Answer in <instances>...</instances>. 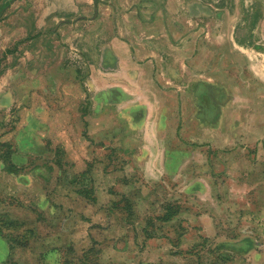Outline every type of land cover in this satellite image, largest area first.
I'll return each instance as SVG.
<instances>
[{
    "label": "crops",
    "instance_id": "0c3cea01",
    "mask_svg": "<svg viewBox=\"0 0 264 264\" xmlns=\"http://www.w3.org/2000/svg\"><path fill=\"white\" fill-rule=\"evenodd\" d=\"M84 1L94 12L81 18L85 22L91 17L93 30H84L85 23L69 30L84 47L73 45L67 32L53 31L52 44L31 52L33 62L39 59V68L46 66L49 73L32 68L30 80L20 75L0 90L1 117L22 121L29 115L14 144L7 131L0 132V186L5 189L4 179L10 182L7 193L0 195V214H12L9 225L17 228L11 230L0 219V236L10 246L3 264H78L91 249L98 250L99 264H129L133 253L134 264L160 263L166 252L160 248L163 242L149 239V218L135 214L133 192H105L95 186L96 168L103 165L105 180L116 189L120 183L132 186L136 178L144 179L142 170L146 181L161 188L178 182L172 189L175 197L204 188L217 195L230 184L236 168L243 173L245 188L256 194L264 187V0ZM65 54L67 60L83 63L80 67L89 66L88 81L68 70ZM172 71L188 82L177 81ZM86 87L96 103H91L93 113L110 109L106 120L111 126L99 131L107 133L108 143L94 134L90 113L76 110L87 97ZM130 107L132 112L120 115ZM76 118L84 124L89 145L68 165V147L46 137H52L48 131L70 136ZM187 120L185 132H195L191 138L179 134ZM44 130L47 136L41 142L32 139L31 134L34 138ZM110 132H123L124 138L111 139ZM115 147L134 153L123 158ZM104 148L107 159L96 158V151ZM24 150L29 151L27 158ZM24 164L29 168L23 171ZM67 165L79 169L80 184L74 190ZM196 182L201 184L193 186ZM134 218L140 225L136 232ZM119 228L124 234H117ZM128 231L134 235L127 236ZM23 233L28 235L24 239Z\"/></svg>",
    "mask_w": 264,
    "mask_h": 264
},
{
    "label": "rangeland",
    "instance_id": "374dc122",
    "mask_svg": "<svg viewBox=\"0 0 264 264\" xmlns=\"http://www.w3.org/2000/svg\"><path fill=\"white\" fill-rule=\"evenodd\" d=\"M63 2L64 0H0V90L7 87L8 80L14 81L15 79H20V75L23 81L26 82V79L30 80L32 68H36L37 71L42 73H49L50 69L46 66L41 69L39 68V65L42 66L39 59H35L34 57L38 64L33 62L31 52L38 51L42 46L52 44L51 40L54 39L52 37L53 31H59L61 29L67 32V36L71 38L70 42L73 43V45L84 47V43H81L78 39H75L74 36H71L73 32L69 30H78L81 28V24L85 23L87 26H84L83 29L88 31V33L92 31L94 28L93 23L88 22L91 17L84 22L81 16H85V14H87V16L92 15L94 7H86V1L84 0H67L68 3L65 4H63ZM55 17L58 18V21L54 20ZM38 24H40V26H37ZM91 37L92 36L88 34L87 38ZM59 39L62 43V38L60 37ZM64 44L69 47L67 43ZM85 44L88 46L89 41H85ZM26 52L30 54L27 55ZM43 54L44 55L41 57L46 56L45 53ZM23 57L26 58L20 60ZM67 58L65 54L63 64L66 63L64 65L68 70L70 71L71 67L72 72L77 71L79 76H82V81H88L90 72L89 66L87 65V68L80 67L79 64L83 65V63H79L78 61L74 62L73 59L67 60ZM70 62L72 64L71 66H69ZM7 71H10V74L2 80L7 74ZM171 75H174L173 71ZM174 78L182 83L188 82V79L182 76H175ZM86 89L87 97L86 99L84 97L83 102H78V108H76V110H78L81 115L84 112L90 113V119L95 124V130H93L95 131L94 134H99L100 138H98V140L102 139L101 141L105 144L109 136L106 132L99 133V131L101 127L110 128L109 126H111V123L108 119L106 120V116L111 113L110 109L108 110L106 107H101L99 113H93L91 103H93L94 106L96 103L93 99H89L91 91L88 90V87H86ZM6 102L8 104L9 101L6 100ZM251 104H253V102H251ZM121 111L123 112L120 113V115H124L127 111L132 112L133 109L130 107ZM159 112H161V110ZM30 113L31 112H29V114ZM28 116L27 113L22 118L23 120L21 119L22 121H18L17 117L0 116V132L1 130L2 132L7 131L5 135H10V141L14 144L16 142V131H18L19 126L26 124L24 119H27ZM187 116L190 118V110ZM122 120L123 118H121V120L118 119V128L121 129L123 127L121 126ZM188 121L189 120L186 122L184 121V125L181 127L179 134L181 133L183 136L191 138L190 135H195V132H185ZM75 122L76 125L70 128L72 131L70 136L63 134V137H61V133L54 134L48 131L50 132L49 136H52L48 138L44 130L43 133H39L40 135L34 138L31 134V137L34 141L38 139V142H41V140H39L41 139L40 137H46L47 141L50 139L54 144L56 142L65 144L66 147H68V151L66 152L69 153V159L67 160H69L68 165H70L74 156H81L85 153L84 149L86 146L88 147L89 145L88 139L84 140L86 136L83 134V122H80L77 118ZM13 125L15 131L12 129ZM51 127L52 126L49 128L51 129ZM169 130L173 131V129L170 128ZM199 130L200 126L198 132ZM110 134L111 139L117 137L119 141H122L124 138L123 132H110ZM168 136H172L171 133H169ZM24 137L26 138V136ZM140 139V137H136L135 140ZM186 143L188 144V141ZM117 147H115V149L118 155L123 158H127L129 155L132 156L134 153L130 154L124 147ZM189 149L190 147L187 148V150ZM107 152L105 148L102 149V151L97 150L94 156L100 160L107 159ZM28 154L29 151L27 152L24 150L22 155L27 158L26 155ZM88 155L92 156L91 151H88ZM128 164H125V170L130 169ZM68 165V176L71 180L74 179L70 181V187L74 190L75 188H79L80 184L79 169L72 165ZM23 166H25V164ZM104 167L105 165L96 168L97 172L95 173V177H97V182L95 186H97L99 190L105 192L106 190H117L119 192L131 191L133 195L137 197L134 205L135 211H137L135 214L140 218H149V226L153 235L149 239L159 238L163 242L160 248L166 251L161 255V262L157 264H264V187L256 194H254L253 190L250 191V189L245 188V180H242L243 177L241 178V176H243V173H241L242 171L237 168L232 170L230 173L232 177L230 181L231 185L228 183L227 187H221L217 195V192L204 188L202 190L199 189V191L196 189L195 191L192 190L194 194L190 190L189 194L185 192L181 196L175 197L171 194L172 189H174L175 186L177 187L178 182L169 181L168 188L165 184H163L164 188H161L158 182L146 181L149 177L145 174L143 175L142 173H144V171L142 170L138 171L142 172L141 177L143 176L145 180L136 178L135 185L130 186V183H120L117 185V189L113 186L110 187L109 183L105 180L107 175L103 172ZM28 168L27 166L23 167V171ZM9 183L7 179H4L2 185L6 186L5 189L3 188L4 186H0V195L7 193V189L10 185ZM253 183L254 181H251L249 184ZM185 184L182 187L183 190H185ZM196 184L200 185L201 183L196 182L193 186ZM240 184L241 188L237 189L235 185ZM153 192H159V195H155ZM106 199L107 198L102 197V201ZM174 203L175 205L173 206L178 205L181 211L178 212L174 219L172 218V221L161 220L160 218L165 214L167 206H171V204ZM82 206L83 204H79L78 208ZM179 207L175 208V211L178 210ZM2 209H4L3 206H0V210ZM123 215L125 214H121V217L124 218ZM5 217L4 214H0V219L2 218L6 221L3 224H6L11 230H17L13 224L9 225L12 214L9 215V218ZM134 221L133 230L136 232L139 230L138 228L140 225L136 224L139 222L137 218H134ZM83 230L87 232L86 228ZM22 232H25V230H22ZM117 234H124V230L120 228L117 229ZM22 235H24L23 239L28 236L26 233ZM126 235L132 237L134 234L128 231ZM18 238L22 239L21 236ZM135 250L133 252H135L136 256L137 253ZM9 254L10 246L7 240L0 236V264H3L8 259ZM129 256L128 259L131 261L129 264H134L132 263V259H135L134 253L132 255L129 254ZM75 259L76 257L73 256L72 263H75ZM44 264H47L45 260ZM48 264H56V262L52 263L49 261Z\"/></svg>",
    "mask_w": 264,
    "mask_h": 264
},
{
    "label": "trees",
    "instance_id": "16d2710c",
    "mask_svg": "<svg viewBox=\"0 0 264 264\" xmlns=\"http://www.w3.org/2000/svg\"><path fill=\"white\" fill-rule=\"evenodd\" d=\"M176 206L169 205L166 208L165 214L160 218L163 221H170L172 218L178 214L179 210L175 211ZM98 255L99 252L96 249H91L90 251L86 252L79 258L78 264H99L98 263ZM10 264H15L11 262Z\"/></svg>",
    "mask_w": 264,
    "mask_h": 264
}]
</instances>
